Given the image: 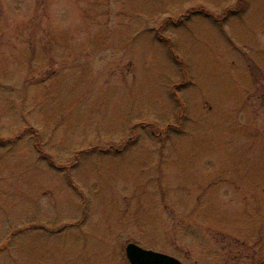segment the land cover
<instances>
[{"label":"rangeland","instance_id":"1","mask_svg":"<svg viewBox=\"0 0 264 264\" xmlns=\"http://www.w3.org/2000/svg\"><path fill=\"white\" fill-rule=\"evenodd\" d=\"M132 242L264 264V0H0V264Z\"/></svg>","mask_w":264,"mask_h":264},{"label":"water","instance_id":"2","mask_svg":"<svg viewBox=\"0 0 264 264\" xmlns=\"http://www.w3.org/2000/svg\"><path fill=\"white\" fill-rule=\"evenodd\" d=\"M126 255L130 264H183L172 255L146 249L133 242L127 245Z\"/></svg>","mask_w":264,"mask_h":264},{"label":"trees","instance_id":"3","mask_svg":"<svg viewBox=\"0 0 264 264\" xmlns=\"http://www.w3.org/2000/svg\"><path fill=\"white\" fill-rule=\"evenodd\" d=\"M207 13H208V11L207 12L206 11H202V10H200V8L198 9V11L193 9L188 14L181 15V19L180 20L182 22H184L187 19H191L193 16H196V15H199V16L200 15H204L205 16V14L207 15Z\"/></svg>","mask_w":264,"mask_h":264}]
</instances>
